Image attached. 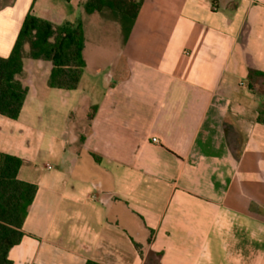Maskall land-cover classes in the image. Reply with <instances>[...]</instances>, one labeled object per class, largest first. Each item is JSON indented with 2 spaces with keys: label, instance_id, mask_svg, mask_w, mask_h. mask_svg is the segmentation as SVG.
Masks as SVG:
<instances>
[{
  "label": "crops",
  "instance_id": "crops-1",
  "mask_svg": "<svg viewBox=\"0 0 264 264\" xmlns=\"http://www.w3.org/2000/svg\"><path fill=\"white\" fill-rule=\"evenodd\" d=\"M86 1L0 0L2 58L30 11L82 24L86 40L76 91L51 89L52 63L28 57L21 115H0V153L37 186L9 260L264 264V99L250 77L264 74V0H144L127 41ZM104 24L122 49L93 70L88 27Z\"/></svg>",
  "mask_w": 264,
  "mask_h": 264
},
{
  "label": "trees",
  "instance_id": "trees-1",
  "mask_svg": "<svg viewBox=\"0 0 264 264\" xmlns=\"http://www.w3.org/2000/svg\"><path fill=\"white\" fill-rule=\"evenodd\" d=\"M144 0H87L86 14L109 11L120 23L127 41ZM85 31L82 24L55 26L30 11L8 58L0 57V115L18 120L28 88L19 80L26 58L52 63L49 87L76 91L86 68ZM250 77L264 78L261 72ZM97 108L89 116L92 120ZM21 159L0 153V264H12L11 249L25 236L24 224L37 194V186L19 179ZM86 264H98L88 261Z\"/></svg>",
  "mask_w": 264,
  "mask_h": 264
},
{
  "label": "rangeland",
  "instance_id": "rangeland-1",
  "mask_svg": "<svg viewBox=\"0 0 264 264\" xmlns=\"http://www.w3.org/2000/svg\"><path fill=\"white\" fill-rule=\"evenodd\" d=\"M112 29L110 24H104L101 29L88 27L87 38V51L86 61L90 65L91 69L105 68L114 66L117 62L116 56L122 49V43L113 41ZM260 80L257 85L252 87L253 92L251 95L253 98L261 100L264 99V80ZM263 110L264 108L260 106Z\"/></svg>",
  "mask_w": 264,
  "mask_h": 264
},
{
  "label": "built area",
  "instance_id": "built-area-1",
  "mask_svg": "<svg viewBox=\"0 0 264 264\" xmlns=\"http://www.w3.org/2000/svg\"><path fill=\"white\" fill-rule=\"evenodd\" d=\"M154 142H157V140H154Z\"/></svg>",
  "mask_w": 264,
  "mask_h": 264
}]
</instances>
